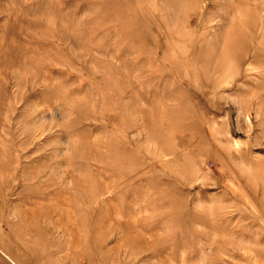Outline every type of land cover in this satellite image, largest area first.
<instances>
[{
    "label": "rangeland",
    "instance_id": "rangeland-1",
    "mask_svg": "<svg viewBox=\"0 0 264 264\" xmlns=\"http://www.w3.org/2000/svg\"><path fill=\"white\" fill-rule=\"evenodd\" d=\"M0 264H264V0H0Z\"/></svg>",
    "mask_w": 264,
    "mask_h": 264
}]
</instances>
